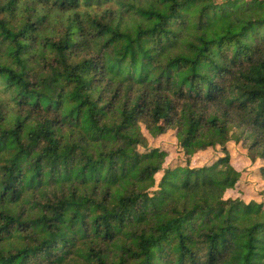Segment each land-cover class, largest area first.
Returning <instances> with one entry per match:
<instances>
[{"label":"trees","instance_id":"16d2710c","mask_svg":"<svg viewBox=\"0 0 264 264\" xmlns=\"http://www.w3.org/2000/svg\"><path fill=\"white\" fill-rule=\"evenodd\" d=\"M232 141L264 161V0H0V264H264Z\"/></svg>","mask_w":264,"mask_h":264},{"label":"rangeland","instance_id":"374dc122","mask_svg":"<svg viewBox=\"0 0 264 264\" xmlns=\"http://www.w3.org/2000/svg\"><path fill=\"white\" fill-rule=\"evenodd\" d=\"M144 134L147 137V141L144 144L145 147L159 148L168 152L165 167L171 165H184L186 157L183 150L177 142V138L174 130H166L161 126L158 133L155 135L150 134L143 126ZM228 148L231 154L232 164L235 168L241 172L242 177L236 184L235 189L227 192L226 197H242L245 201L249 202L255 200L258 202H264V176L262 168H264V161L258 160L253 162L249 158L247 148L242 143H236L234 141L228 144ZM142 151L144 149H141ZM218 150H221L220 147ZM217 151L207 150L196 154L192 159V166L197 165H211L217 157ZM162 173L157 175L158 179H161ZM141 196H135L127 202L129 208H135L137 202L141 199Z\"/></svg>","mask_w":264,"mask_h":264}]
</instances>
